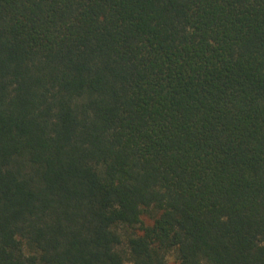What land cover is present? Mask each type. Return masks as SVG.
Wrapping results in <instances>:
<instances>
[{"label":"trees","instance_id":"trees-1","mask_svg":"<svg viewBox=\"0 0 264 264\" xmlns=\"http://www.w3.org/2000/svg\"><path fill=\"white\" fill-rule=\"evenodd\" d=\"M0 264H264V0H0Z\"/></svg>","mask_w":264,"mask_h":264},{"label":"rangeland","instance_id":"rangeland-1","mask_svg":"<svg viewBox=\"0 0 264 264\" xmlns=\"http://www.w3.org/2000/svg\"><path fill=\"white\" fill-rule=\"evenodd\" d=\"M144 220H145L146 224L150 223L148 220H146V219H144Z\"/></svg>","mask_w":264,"mask_h":264}]
</instances>
